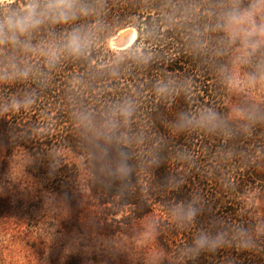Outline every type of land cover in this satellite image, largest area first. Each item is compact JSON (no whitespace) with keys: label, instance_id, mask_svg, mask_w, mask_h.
Instances as JSON below:
<instances>
[{"label":"clouds","instance_id":"obj_1","mask_svg":"<svg viewBox=\"0 0 264 264\" xmlns=\"http://www.w3.org/2000/svg\"><path fill=\"white\" fill-rule=\"evenodd\" d=\"M168 32L179 33L184 49L214 80L241 97L226 113L214 105L189 104L164 122L170 134H198L227 143L264 128V102L252 95L264 96V0H158L144 14L123 21L109 19L107 0H0V86L28 85L12 94L0 93V118L31 111L65 65H83L84 71L65 83L64 108L93 182L114 190L118 199L130 195L133 176L164 163L162 151L168 144L166 137L139 122L145 99L164 104L178 98L190 101L194 83L189 76L163 72L101 101L93 95L95 82L104 77L118 80L133 68H149L162 58L158 46ZM98 49L109 57L107 63L93 64ZM49 130L50 125L39 129ZM17 138L30 137L20 132L13 135V140ZM254 153L264 157V144L256 146ZM234 156L230 149L221 150L211 170ZM18 158L22 171L37 159L26 151ZM46 159L48 174L54 176L62 166L60 153L50 150ZM171 159L181 171L165 187L178 192L197 161L185 148H177ZM220 182L229 186L227 177ZM204 210L199 189L187 199L170 202L166 209L169 221L185 230L194 228ZM158 228L157 220H147L145 237L155 235ZM257 244L258 236L249 228L216 218L195 228L190 242L174 258L186 264L201 254L252 251ZM162 259V254L154 253L153 264Z\"/></svg>","mask_w":264,"mask_h":264},{"label":"trees","instance_id":"obj_2","mask_svg":"<svg viewBox=\"0 0 264 264\" xmlns=\"http://www.w3.org/2000/svg\"><path fill=\"white\" fill-rule=\"evenodd\" d=\"M109 19L123 21L132 16L144 14L147 8L158 3V0H107ZM161 59L149 68L140 71L131 69L118 80L107 77L95 82L93 95L101 101L113 95H120L140 84H146L163 72L176 75H186L192 78L194 87L190 101L178 98L167 104L154 98L145 99L141 108L139 122L150 125V131L168 139L167 146L162 151L164 163L158 168L135 174L132 178L133 191L124 198H117L112 189L103 188L93 182L88 160L79 140L72 130L67 111L64 108V92L66 81L74 74L84 71L80 64H67L54 76L52 85L41 94L37 105L29 112H21L0 118V146L8 155L22 149L31 153L37 159L29 167L36 181L42 185L57 184L62 188L59 195L68 201L76 199L79 187L85 179L86 185L93 196L111 203L116 210L125 206H133L139 217L145 213L158 211V233L160 242L166 251L179 249L190 242L192 232L197 227L207 226L210 220L219 218L233 224H241L258 236L257 247L252 251H236L224 249L216 254H201L188 264H217L231 262L233 264H264V224H257L252 219L249 209L237 205L233 199L245 195L258 188L257 182L264 181V157L254 153V148L264 144V128H257L251 136L238 137L233 141L224 142L220 138L205 137L198 134L173 136L165 127V121L171 120L174 113L191 105H214L218 110L227 112L224 100L231 97L219 85L207 68L199 60L191 56L183 46L179 33L168 32L158 46ZM109 57L101 49L94 54L93 64L107 63ZM28 85L0 86V93L12 94ZM239 99V98H237ZM235 99V101L237 100ZM47 132H40V127L49 126ZM24 132L28 139L13 135ZM177 148L189 150L196 158L197 164L186 173V182L178 192L169 191L165 185L167 180L181 171L180 166L171 159ZM55 149L60 153L62 166L54 176H49L47 155ZM232 150L233 159L211 170L213 158L221 150ZM69 153L72 156H68ZM66 154V155H65ZM82 168L86 171L83 177ZM227 177L228 187L221 185L220 179ZM235 179V183L231 179ZM252 178L255 185H251ZM231 181V182H230ZM199 189L205 201V210L198 218L192 230H185L172 224L167 216V206L170 202L184 200L194 190ZM230 206L227 207L226 204ZM262 227V233L258 228ZM186 239V240H185ZM183 242V243H182Z\"/></svg>","mask_w":264,"mask_h":264},{"label":"rangeland","instance_id":"obj_3","mask_svg":"<svg viewBox=\"0 0 264 264\" xmlns=\"http://www.w3.org/2000/svg\"><path fill=\"white\" fill-rule=\"evenodd\" d=\"M252 95L264 102V96ZM231 97L224 100L228 109L241 98ZM22 152L8 155L0 146V264H153L154 253L163 256L157 264H178L174 258L178 249L166 251L158 231L145 237V223L157 220L158 211L138 217L133 206L116 210L93 196L85 179L77 198L68 201L58 194L62 188L56 183L42 185L29 167L21 170L18 154ZM81 171L86 174L83 168ZM231 181L235 183L234 178ZM256 184L258 188L233 201L249 209L252 219L263 225L264 181ZM258 232H263L262 227ZM81 236L86 239L80 241ZM231 261L224 264H233Z\"/></svg>","mask_w":264,"mask_h":264}]
</instances>
